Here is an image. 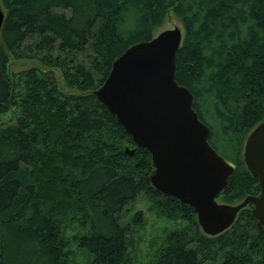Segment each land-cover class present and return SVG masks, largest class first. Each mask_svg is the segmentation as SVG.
I'll return each instance as SVG.
<instances>
[{"label":"trees","instance_id":"obj_1","mask_svg":"<svg viewBox=\"0 0 264 264\" xmlns=\"http://www.w3.org/2000/svg\"><path fill=\"white\" fill-rule=\"evenodd\" d=\"M0 5V114L15 112L0 126V264H68L52 208L85 223L78 243L94 262L122 264L142 215L134 211L129 223L119 217L138 194L159 215L183 221L165 234L152 264H264V231L248 205L222 232L203 234L190 206L150 186L148 152H123L134 147L129 135L91 93L111 61L148 40L170 11L183 31L174 80L191 93L209 145L233 167L217 200L232 204L256 194L241 152L247 132L264 119V0ZM10 56L44 71L32 67L17 77L6 71ZM53 69L76 92L61 93Z\"/></svg>","mask_w":264,"mask_h":264},{"label":"water","instance_id":"obj_2","mask_svg":"<svg viewBox=\"0 0 264 264\" xmlns=\"http://www.w3.org/2000/svg\"><path fill=\"white\" fill-rule=\"evenodd\" d=\"M182 35L174 26L129 45L91 93L129 135L134 147L124 146L123 152L131 155L135 147L148 152L150 186L190 206L203 234L222 232L247 205L264 231V119L247 132L241 152L257 193L232 204L218 202L233 167L209 145V128L192 109L191 93L174 80Z\"/></svg>","mask_w":264,"mask_h":264},{"label":"rangeland","instance_id":"obj_3","mask_svg":"<svg viewBox=\"0 0 264 264\" xmlns=\"http://www.w3.org/2000/svg\"><path fill=\"white\" fill-rule=\"evenodd\" d=\"M174 26L178 27L180 31L182 30L178 20L170 11H167L161 22L153 29L152 35ZM32 67H37L38 70L44 71V68L38 66L34 60H18L10 56L7 59L6 71L8 73H14L18 77L21 72ZM52 74L57 88L61 93L76 92V90L70 89L65 85L57 69H53ZM20 89L21 88H19V90ZM14 115L15 112L12 110L0 114V126L12 122ZM236 202L238 201L233 203ZM52 210V215L56 217L55 222L58 228L57 238L61 245V255L66 259L67 263L98 264L93 261L92 257L86 253L78 243L79 236L86 232L85 223H82L78 217L70 219L59 214L54 208H52ZM137 210L141 212L142 219L140 224L137 227H133V231L128 233V236H130V245L127 247L125 259L122 264H152L158 248L163 245L165 234L172 229H176L179 226L181 227L183 224V221L177 217L168 219L156 213L143 194H138L136 198L123 209L119 217L121 223H129L132 213Z\"/></svg>","mask_w":264,"mask_h":264}]
</instances>
